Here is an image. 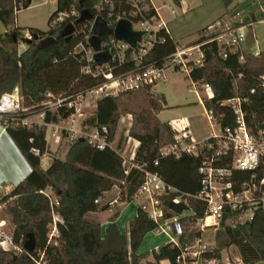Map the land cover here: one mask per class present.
<instances>
[{
  "label": "trees",
  "instance_id": "obj_1",
  "mask_svg": "<svg viewBox=\"0 0 264 264\" xmlns=\"http://www.w3.org/2000/svg\"><path fill=\"white\" fill-rule=\"evenodd\" d=\"M31 2L32 0H0V23L5 27H13L6 37L0 34V96L18 87L22 95H31L36 99L32 78L73 54L74 46L85 41L90 34L89 22L86 20L76 25L75 32L68 39L61 37L59 33L64 26L74 23L76 19L71 16L53 24V18L59 12H80L81 7L78 0H56V10L48 19V30L30 29L31 41L18 54L16 47L22 32L15 26L16 13L27 8ZM222 2L226 13L232 0ZM83 7L90 9L87 0H84ZM202 35L197 41L203 40ZM48 36L55 37L56 43L40 48L38 41ZM174 48L175 42L166 34L164 40L149 52L146 61L160 66ZM203 49L204 64L190 76L193 80L207 82L212 87L213 98L202 100L206 111L221 127L232 125V109L222 105V101L236 96L245 98L247 101L243 108L247 124L252 131L259 129L264 121V51L253 54L234 50L223 57L213 41L205 43ZM241 55L243 61H240ZM130 68L132 66L125 70ZM97 84V80L80 72L64 90V94L70 96ZM165 108L164 95L153 92L152 86L148 85L99 99L92 116L84 121L99 130L105 127L106 142L110 143L115 138L120 117L130 114L132 123L128 136L139 142L133 163L141 166L142 170L124 164V159L117 150L109 146L98 149L81 138L70 144L64 159L51 155L48 167L43 169L40 158L49 152L46 124L67 118L70 111L60 109L56 113L46 112L44 124H34L31 127L15 125L14 122L36 114L38 107L5 116V130L31 170L0 199V205L4 206L0 219L9 222L13 240L20 246L18 252L0 247V264H144L142 260L148 253L138 254L137 250L145 235L154 231L157 224L149 218L141 205H137L136 217L129 220L124 231L115 222L118 212H114L109 218V224L104 230L100 223L86 218L87 213L110 208L108 203L100 204V201L96 203L95 200H101L104 193L113 187L119 189L122 201L134 200L133 195L143 180L144 170L157 173L167 185L176 189L160 197L165 217L190 212L180 218L183 233L179 236L178 243L161 244L157 250L151 251L155 262L167 259L171 264H177L176 257L185 244L200 235L193 226L205 215L206 205L194 196L202 187L199 167L212 153L204 148L197 156L187 153H182L179 157L162 155L161 149L173 144L177 134L169 123L158 118L159 112ZM207 142H214V139L209 137ZM32 149H36L38 153L32 152ZM216 165L228 166L229 159H223ZM245 177L246 173L235 171L230 180L239 182ZM47 188L53 192L55 200L45 194ZM176 197H179L178 202L174 201ZM53 214H57L60 221L56 223V234L51 235ZM227 218L228 215L224 214L222 230L218 231V235H223V241L217 248L205 252L203 257L220 259L221 250L234 245L239 251L242 264L264 261V211L258 208L252 220L237 223L235 227L225 224ZM28 233H32L35 239L32 252L23 247Z\"/></svg>",
  "mask_w": 264,
  "mask_h": 264
},
{
  "label": "built area",
  "instance_id": "obj_2",
  "mask_svg": "<svg viewBox=\"0 0 264 264\" xmlns=\"http://www.w3.org/2000/svg\"><path fill=\"white\" fill-rule=\"evenodd\" d=\"M90 4V13L92 18L89 22L90 34L86 36L85 41L78 42L73 49V54L77 57L81 70L80 72L88 77L98 81V84L81 92L70 96H65L64 92L52 93L46 91L43 93L40 101L39 111L36 113L39 120H34L35 114L16 120L15 125L31 127L34 124L38 126L44 124L46 112L56 113L60 109L70 111V115L65 118L74 119L80 116L83 110L92 105L96 107L97 101L103 97L117 96L121 92L132 91L151 85L153 87L159 82H165L166 71L168 69L185 74L190 80L187 87L188 92H193L203 99H212L214 96L212 87L207 82L193 80L191 73L204 64L205 54L203 45L213 41L218 46L219 54L226 57L229 52L240 50L242 53L250 52L258 54L260 51L242 49L249 43L250 38L254 36L253 18L242 17L239 10L230 9L220 18L206 27L203 40L197 39L189 44H177L173 52L168 54L163 64L156 65L147 62V56L152 48L164 40L168 33L166 21L161 17L158 9L151 0H87ZM170 15H175L176 10L173 5L168 6ZM72 14V15H71ZM71 14L59 12L52 23H58L73 16L78 19L80 12ZM101 18L110 30V33L100 36V51L110 55V59L104 63L98 64L95 60V51L88 42L92 35L91 28L95 18ZM120 20H126L131 24V29L140 34V40L130 44L118 40L114 36V29ZM73 23V22H70ZM31 39V33L25 32L17 42V53L20 54L27 48V40ZM243 61V55L240 56ZM132 68L125 70L127 67ZM262 88L264 91V75L262 76ZM247 100L238 96L222 101V105H227L232 109L234 122L232 125L221 127L207 112L210 122L219 126V132L212 131L214 142H207V138L193 140L186 133V123L175 124L177 132L175 142L161 149L162 155H174L179 157L182 153L197 156L204 148L211 151L210 157L202 161L199 172L202 175L201 190L194 197L206 205L205 215L198 219L196 224L200 235L193 239L194 245L185 244L180 255L176 257L177 264H219L221 259L216 257L204 258L203 254L213 250L203 242L202 232L205 228L221 227L222 217L228 215L225 224L235 227L237 223H244L252 220L255 211L261 208L264 211V121L259 129L252 131L246 120V112L243 104ZM20 110H28L21 107V95L18 87L11 92L3 93L0 96V127L5 130V116H11ZM128 123H132V116L126 114ZM55 127L53 134L60 141L58 135V126L54 123L46 124ZM81 129L76 131L70 128L69 131L79 133L82 137L98 149H104L109 146L117 150L112 142H106V128L99 130L97 127H91L82 123ZM210 126H213L212 123ZM133 141V151L129 156V166L142 170L141 166L133 163L135 151L139 145L136 139ZM32 152L38 153L36 149ZM120 153V150H117ZM122 156V154L120 153ZM123 158V156H122ZM124 159V158H123ZM223 159H229L228 166L216 165ZM42 156L40 164H42ZM124 159V164H125ZM237 171L246 173L247 177L239 182L231 181L233 173ZM143 180L133 195L134 199L139 196H145V201L141 202L142 209L148 214L149 218L157 224L154 232L171 233L177 238L183 233L180 215L173 214L165 217L164 207L160 197L174 192L176 189L167 185L160 175L148 170L143 171ZM100 199L95 200L98 203ZM179 201V197L174 199ZM117 200L108 202L112 205ZM60 221L57 214H53L51 224V235L56 234V223ZM229 222V223H228ZM177 244L175 240L172 242ZM0 247L7 251L18 252L20 246L13 240L12 234H0ZM224 263L230 264L229 261ZM149 264H156L155 262ZM235 264H242L241 258Z\"/></svg>",
  "mask_w": 264,
  "mask_h": 264
},
{
  "label": "rangeland",
  "instance_id": "obj_3",
  "mask_svg": "<svg viewBox=\"0 0 264 264\" xmlns=\"http://www.w3.org/2000/svg\"><path fill=\"white\" fill-rule=\"evenodd\" d=\"M158 9L161 17L166 21L167 30L170 37L177 44H189L194 42L200 35L205 34V30L201 31L208 23L213 21L220 15L224 9L222 0H151ZM173 5L176 14L170 15L168 6ZM230 9L235 8L239 10L242 17L254 18L253 38L249 42L254 44V38L257 41L258 47L264 50V4L263 0H232L229 5ZM233 7V8H232ZM56 10V0H32L31 4L25 8L17 11L15 18V26L21 29L22 35L30 29H38L41 31L48 30V19L50 15ZM229 10V9H228ZM13 27H5L0 23V34L4 37L11 32ZM251 39V38H250ZM245 50L247 45L244 46ZM81 65L77 57L73 54L67 56L64 60L57 62L52 67L47 68L32 78V82L36 89L37 100L31 95H21V107L27 109L39 106L42 101L43 93L50 91L52 93L64 92L74 80L79 76ZM166 81L159 82L153 87V92L163 94L166 100V108L159 112L158 118L162 122L174 121L181 122L183 119L187 120L190 125V130L200 136L212 135V131L218 133L219 126L208 120L205 108L200 102L201 97L193 92H188L187 87L190 80L185 74L175 72L170 69L166 71ZM95 107L90 105L83 110L80 116H75L74 119H60L54 123L58 126V135L61 136L60 141L57 140L52 131L55 127L46 125V137L51 147L54 148L59 143L56 154L64 159L70 144L77 138L79 133L69 131L70 128L78 131L83 126L82 123L93 114ZM34 120H39L38 116H33ZM212 123L213 126H210ZM131 124L124 116H121L115 132V138L112 145L120 150L125 164L129 165V156L133 151L132 137L128 136V130ZM50 161L51 155L43 156ZM48 161V162H49ZM48 162L46 164H48ZM45 194L49 195L52 200H55L53 192L47 188ZM145 196H139L128 202L127 206L122 209V216L130 214L134 211L136 206L145 201ZM117 200L110 207L112 211H119L125 204L120 199L119 189L114 187L111 193L106 194L101 200V203H108ZM4 210V206L0 205V213ZM109 212L101 214L103 218ZM229 223V222H228ZM198 229L197 224L193 226ZM219 228L208 227L202 232L203 242L208 244L209 248L215 249L223 241V235H218ZM11 226L6 219H0V234H11ZM165 238L164 235L158 236L155 232H150L141 244V248H147L151 251L153 248L149 247V243L154 239ZM194 245V241L189 242ZM221 262L229 261L235 264L240 260L239 251L236 246L230 245L224 247L221 252ZM256 264H264V261H258Z\"/></svg>",
  "mask_w": 264,
  "mask_h": 264
},
{
  "label": "crops",
  "instance_id": "obj_4",
  "mask_svg": "<svg viewBox=\"0 0 264 264\" xmlns=\"http://www.w3.org/2000/svg\"><path fill=\"white\" fill-rule=\"evenodd\" d=\"M225 11H226V7L224 5V9H223L222 13L220 15H218L215 19H213V21L208 23L207 26L210 25L211 23H213L214 21H216L218 18H220L225 13ZM252 38L250 40H252ZM254 42H255L254 44L249 42L247 44L246 50H245L244 46L242 47V49L244 51H247L249 49L253 50V51H256V50L257 51H264L258 47V44H257V41L255 38H254ZM200 102L203 104L202 100H200ZM205 111H206V109H205ZM206 114H207V111H206ZM182 121L187 124L186 125V128H187L186 133L188 134L189 138H191L193 140H200V139H205V138L209 137V135H207V137H205V136L202 137L200 135L195 134L189 128L190 127L189 122L185 119H183ZM181 122H174V121L170 120L167 123H169L174 129H176L177 125H175V124H177V123L180 124ZM181 124H183V123H181ZM46 142L48 144V151L49 152H46V153H44V155H42L43 160H42L41 166L43 169H46L49 165V162H50L49 160L46 159L47 158L46 156H48L49 154L50 155L55 154L57 157H59L56 154L59 143H57V145L54 148H52L51 144L47 140V137H46ZM43 156H45L46 158H44ZM47 162H48V164H46ZM30 170H31L30 165L28 164V162L26 161V159L24 158V156L22 155V153L20 152L18 147L15 145V143L13 142L11 137L8 135L6 130H4L0 127V199L2 196L7 194L16 184H18L21 180H23L29 174ZM113 189H114V187L110 191L104 193V196L108 193H111ZM122 202H124L125 204L121 207V209L119 211H112V208L110 207L109 209L104 210V211L87 213L86 218H88L89 220H93L95 222L100 223L102 230H104L106 228V226L109 224V221H108L109 218L114 214V212H118V217H117L115 222H116L118 228L121 231H124L127 229L129 220L134 219L136 217L137 206L132 213L126 214V216H122V209H123V207L127 206V204H128V202H126V201H122ZM100 204H105V203L100 202ZM104 212H109L108 215L105 216V218H103L101 216V214ZM188 214H190V212L184 213V215H188ZM151 232H154V231H151ZM149 233H147L145 235V237ZM155 233H157L158 236H160L162 234L165 237V238H161V239L156 238L157 240L154 239L152 242L149 243V247L153 248L155 250H157L161 244L171 243L172 239L175 240L176 242H178V238L171 233H166V232H164V233L155 232ZM145 237L143 238L142 243H143ZM141 244H140V246H141ZM140 246L137 250L138 254H142L145 252L148 253V255L142 260V263L147 264V263L155 262V260L153 259L152 255H151V251L153 249L151 251H148L147 248L142 249ZM155 263L156 264H171L167 259L160 260L159 262H155Z\"/></svg>",
  "mask_w": 264,
  "mask_h": 264
},
{
  "label": "water",
  "instance_id": "obj_5",
  "mask_svg": "<svg viewBox=\"0 0 264 264\" xmlns=\"http://www.w3.org/2000/svg\"><path fill=\"white\" fill-rule=\"evenodd\" d=\"M81 7L80 16L74 23H68L61 30L59 35L65 39H68L72 33L75 32L76 25L84 21H89L92 18L90 11L83 7L84 0H78ZM92 35L88 39L89 44L93 48L95 53V60L98 64L104 63L110 59V55L100 51V36L110 33L109 28L106 23L99 17L95 18L94 23L91 28ZM114 36L121 41L134 44L136 41L140 40V34L132 31L131 24L126 20H120L113 31ZM31 39H28L29 43ZM56 43V38L52 36L45 37L38 41L40 48H47L52 44ZM81 139H84L80 137ZM23 247L26 251L32 252L35 248V239L32 233L26 235Z\"/></svg>",
  "mask_w": 264,
  "mask_h": 264
}]
</instances>
